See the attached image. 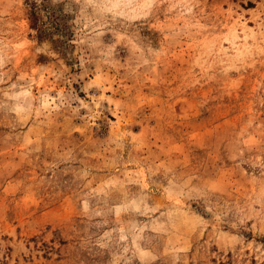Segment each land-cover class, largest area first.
<instances>
[{
	"label": "rangeland",
	"instance_id": "1",
	"mask_svg": "<svg viewBox=\"0 0 264 264\" xmlns=\"http://www.w3.org/2000/svg\"><path fill=\"white\" fill-rule=\"evenodd\" d=\"M0 264H264V0H0Z\"/></svg>",
	"mask_w": 264,
	"mask_h": 264
},
{
	"label": "bare ground",
	"instance_id": "2",
	"mask_svg": "<svg viewBox=\"0 0 264 264\" xmlns=\"http://www.w3.org/2000/svg\"><path fill=\"white\" fill-rule=\"evenodd\" d=\"M246 27H247V26H245L244 24H242L241 31H242V33H243V38H244V40L247 39V38L249 37V34L246 32V31H248ZM248 32H250V30H249ZM235 34H236V31H235V30H232L231 36H232L233 38L235 37ZM251 36H252V35H251Z\"/></svg>",
	"mask_w": 264,
	"mask_h": 264
}]
</instances>
